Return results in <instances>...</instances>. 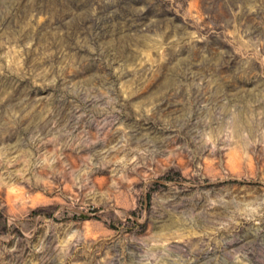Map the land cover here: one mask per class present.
Returning a JSON list of instances; mask_svg holds the SVG:
<instances>
[{"label": "rangeland", "instance_id": "374dc122", "mask_svg": "<svg viewBox=\"0 0 264 264\" xmlns=\"http://www.w3.org/2000/svg\"><path fill=\"white\" fill-rule=\"evenodd\" d=\"M0 264H264V0H0Z\"/></svg>", "mask_w": 264, "mask_h": 264}, {"label": "trees", "instance_id": "16d2710c", "mask_svg": "<svg viewBox=\"0 0 264 264\" xmlns=\"http://www.w3.org/2000/svg\"><path fill=\"white\" fill-rule=\"evenodd\" d=\"M0 216H1V212H0Z\"/></svg>", "mask_w": 264, "mask_h": 264}]
</instances>
